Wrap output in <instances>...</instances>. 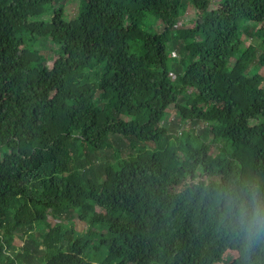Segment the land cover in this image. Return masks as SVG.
I'll use <instances>...</instances> for the list:
<instances>
[{
    "label": "trees",
    "instance_id": "1",
    "mask_svg": "<svg viewBox=\"0 0 264 264\" xmlns=\"http://www.w3.org/2000/svg\"><path fill=\"white\" fill-rule=\"evenodd\" d=\"M190 1L0 0V264H264V0Z\"/></svg>",
    "mask_w": 264,
    "mask_h": 264
},
{
    "label": "rangeland",
    "instance_id": "2",
    "mask_svg": "<svg viewBox=\"0 0 264 264\" xmlns=\"http://www.w3.org/2000/svg\"><path fill=\"white\" fill-rule=\"evenodd\" d=\"M59 2H61L64 6V11L67 13V18H71L73 16H75L76 12H77V7H78V0H58ZM186 1V4L183 8V13H181L177 18H176V25L177 26H186L188 25L189 22H194L195 21V18H196V13H197V8L194 4L191 3L190 0H185ZM216 0L213 1V3H215ZM44 18H47V16H45ZM151 20V21H150ZM191 25V24H190ZM246 25L248 26L247 30H250L252 31L251 34H244L243 35V41H244V44L247 45V44H257V39L254 37L253 35V29L252 27L253 26H256L255 22H247ZM151 26H153L155 29L157 30H160L163 28V26H160L158 25V23L156 22V19L153 18V17H149L144 25V27L150 29ZM46 44H48L45 40H41L39 46L40 48H43V49H46L48 48V46H45ZM54 44H51L50 48L49 49H46V50H42L43 53H46L48 55H51L53 54L52 51L54 50V48L52 47ZM166 48L169 49V50H173V45L171 42H167L165 44ZM253 71H257L259 72L260 74H263L264 75V66H254L253 67ZM172 78L173 80H176V76H174L172 74ZM189 91H191V89L189 88ZM167 118L168 120L171 121V119L173 118V113L172 111L170 110H167ZM206 119V117H205ZM168 124V123H166ZM49 223L53 224L54 222H56L54 219L52 218H49L48 219ZM84 226L85 227V224L80 221V220H75V226L77 228L78 227H81V226ZM25 239V236L24 237H15L14 239V244L15 246H20L22 243H23V240Z\"/></svg>",
    "mask_w": 264,
    "mask_h": 264
}]
</instances>
